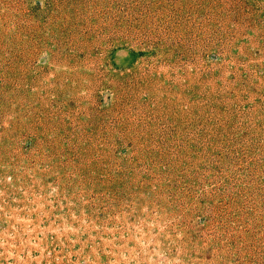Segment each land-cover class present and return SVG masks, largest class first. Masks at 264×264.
Instances as JSON below:
<instances>
[{
    "label": "rangeland",
    "instance_id": "374dc122",
    "mask_svg": "<svg viewBox=\"0 0 264 264\" xmlns=\"http://www.w3.org/2000/svg\"><path fill=\"white\" fill-rule=\"evenodd\" d=\"M0 264H264V0H0Z\"/></svg>",
    "mask_w": 264,
    "mask_h": 264
}]
</instances>
